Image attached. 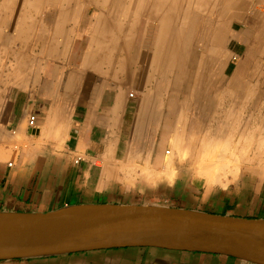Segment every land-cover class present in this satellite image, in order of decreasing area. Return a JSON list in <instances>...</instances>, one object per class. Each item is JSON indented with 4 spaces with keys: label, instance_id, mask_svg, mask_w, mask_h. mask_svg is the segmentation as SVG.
Segmentation results:
<instances>
[{
    "label": "crops",
    "instance_id": "crops-1",
    "mask_svg": "<svg viewBox=\"0 0 264 264\" xmlns=\"http://www.w3.org/2000/svg\"><path fill=\"white\" fill-rule=\"evenodd\" d=\"M4 31L2 27L0 40L7 36L8 42L0 44V212L144 206L135 203L136 189L143 188L148 177L132 166L148 163L155 165V172L160 169L164 99L158 87L152 92L144 88L140 95L143 83L131 80L130 65L124 71L119 67L118 73L109 61L108 67L100 62L87 67L75 50L65 59H56L51 39L45 41L50 46L44 47L43 61L37 62L32 52L22 65L17 36L13 30L9 36ZM21 68L26 71L20 72ZM131 92L137 95L131 98ZM32 116L34 130L27 124ZM259 200L260 190L237 183L234 191L220 190L210 209L197 211L264 220ZM0 264L256 263L219 254L140 247Z\"/></svg>",
    "mask_w": 264,
    "mask_h": 264
},
{
    "label": "rangeland",
    "instance_id": "rangeland-1",
    "mask_svg": "<svg viewBox=\"0 0 264 264\" xmlns=\"http://www.w3.org/2000/svg\"><path fill=\"white\" fill-rule=\"evenodd\" d=\"M231 6L230 3L227 2L226 8L231 7L232 9L224 13L226 22H228V17H231V14H233L234 11L237 13L240 12L238 14L242 18L248 20L246 27H243L240 23L244 22V20L237 19L239 17L236 18L233 15L232 18L235 20L232 21V29L240 31L242 35H247V37L250 36L251 40L253 37L252 35H258L255 42L252 44V54L250 53L246 59H244L240 66L241 68L236 70V60L230 61L228 67L223 73V79H221V81L224 80V82L221 84V90L224 89L223 85L228 82L231 75L233 76V79L241 82L240 87L234 93H230L231 96L224 95L223 98H217L216 100L203 98L197 102V99H190L189 95L186 100V110L181 115V104H178L179 101L176 99V95H173L172 93L170 94V92H173L174 86V74H172L171 68V73H167V76L165 75L162 77L161 75L158 77L155 75L150 81H147L146 79L153 54L151 49L153 50L152 47L156 43L155 36L157 31L148 25V23L150 24L151 22H148L145 14L135 19L129 16L130 19H126L125 22L123 16H116L114 22L117 27L119 26L120 28V24L122 25L123 22L129 24L130 26L131 24L133 25L131 27V36H129V38L134 41L133 48L130 53L131 80L133 82L138 81L143 83V90L140 95H143L146 92V90L144 92V88H146L148 92H152V90L156 86L158 87L159 84L161 88L158 87V91L162 93L164 99L163 129L162 132H159L163 136L164 144L160 159V169L155 172V165L148 163L134 164L132 166L133 171H139V173L141 172L151 175V181L149 180L148 182L147 180L143 188L136 189L138 194V199L135 201L136 204L195 211L210 209L211 204L213 203L212 200L218 197L220 190L223 192L227 189L234 191L237 183H244L256 191H261V200L258 202L261 206H264V146L261 143L259 146L258 143L260 139H264V0H233ZM79 8L81 9V12L77 11L71 19L75 25V28L72 29L73 32L69 33L63 31L62 33H45L49 36L46 38L39 33L37 34L36 32H33L32 36L22 39L24 42L23 47L19 41H17V48L20 50V61L22 62V65L28 61V55L31 56L32 52L36 53L37 62L43 61L42 55L44 47L48 48L50 46V44L45 41L51 39L53 56L55 55L56 59H61V56L65 59L70 50H75L78 51L79 62L81 64L89 67L92 66L91 64L100 62L103 67H108L107 60L109 59V61H112V63L115 64L116 71L119 72V65L121 64L123 57L120 50L109 53L107 52L108 48L106 50L104 49L106 48V45H109L110 43H120L124 39L123 36L125 34H120L121 29L118 28V30H113L108 35L103 34L102 37L98 34L94 35V32L90 31L91 25L94 23L91 18V11L88 10V7L86 9L85 7L83 8V5H80ZM202 15L203 14H200V16ZM204 15L206 14L204 13ZM6 18L9 20L7 19L3 28L5 30V34L7 35V33H10L11 29L8 27L6 28V26L11 23L10 20H12V18L11 16H7ZM55 20L54 16L44 19V21L51 23V28L53 25L52 23H54ZM38 21H40V19H37V22ZM94 38L96 40L99 38L102 39L104 45L100 44V46L103 45V47H98L97 44L92 45V43L95 42ZM192 38L188 59L189 61L191 60L188 63L192 64L187 70V83L185 85L186 92L188 94L198 91L201 92L199 87L204 79L203 68H199L202 67V64H198V62L194 61L190 57V53L197 56L199 55V51H201V48L197 46L196 42L193 44ZM6 40L7 36H4V39L0 40V44H2V42L6 43ZM250 41L249 39H246L245 42L240 43L233 41L231 37H228L225 42V52L227 54L229 52H234L239 58H241ZM38 67L39 66L37 65V70ZM196 67L198 70H196ZM23 71L25 72L26 70L21 68L20 72ZM103 71H107V69L104 68ZM158 71L160 73L162 71L163 73L164 69L160 67ZM220 78L221 74L219 72L213 81L211 80L210 83L207 84V87L209 85L210 94H213L216 90L219 85ZM195 79L199 81L196 84L194 83ZM230 86L231 85H228L226 87V92ZM135 95H137V92L134 93V96ZM197 104L199 105L197 106ZM234 107H236V109ZM165 119H167L169 124L165 125ZM183 119L186 121V124L182 121ZM178 121L180 122L179 125ZM173 135H176L179 140H181L178 147L182 153H185V158H188L190 153H193L195 157H198V155L199 158L202 157L203 151L201 152L198 149L200 148L199 145L201 140L207 141L214 138L217 139L220 136L224 138L227 137L228 143L220 145L218 140L215 142L216 149H213L214 151H221L223 153L221 155L225 154V158L230 159L232 162L228 163V172L221 180L222 183H225V187L220 184L207 186L202 180L199 183L193 184L191 181V176L194 175L192 172L193 170L191 167L184 165H174V177L172 175L173 178L171 180L167 179L168 184L166 182L165 185L161 182L156 183V173L165 170V157L168 155L164 153L168 150L172 153L170 136ZM224 144L225 146L222 147ZM209 146H212V144L207 145L206 147ZM220 147H222L221 150ZM190 156L192 157L193 155ZM140 159L142 160V158Z\"/></svg>",
    "mask_w": 264,
    "mask_h": 264
},
{
    "label": "bare ground",
    "instance_id": "bare-ground-1",
    "mask_svg": "<svg viewBox=\"0 0 264 264\" xmlns=\"http://www.w3.org/2000/svg\"><path fill=\"white\" fill-rule=\"evenodd\" d=\"M232 1L233 0H0V29H2L4 24L7 22L8 18L6 17L11 16V23H9L6 28L8 27L11 30L13 28V32L17 36V41H19L23 47L24 42L22 39H26L27 37L33 35V32H36L37 34L39 33L40 35L45 33H62L63 31L69 33L73 32L72 29H74L75 26L71 19L73 18V15L77 13V11L81 12V9L79 8L80 5H83V8L85 7V9L88 7V10H90L92 13L91 18H93L94 23H92L90 31L94 32V35L98 34L101 37L103 34L108 35L113 30H118L119 26L117 27L114 22L117 15L123 16L125 22L126 19H130L129 16L135 19L145 14L148 22H151L150 24L148 23V25L157 31L155 36L156 43L154 42L155 44L152 47L153 50L151 49L153 54L146 79L147 81H150L155 75L158 77L162 75L163 77L167 73L170 74L171 68L172 74H174V86L173 92H170V94L172 93L173 95H176V99L179 101L178 104H181V115L186 110V100L188 99L189 95L190 99H197V102L203 98L208 100H216L217 98H223L224 95L229 96L230 93H234L240 87L241 82L233 79V76L231 75L228 82L223 85L224 89L221 90V84L224 82V80L221 81V79H223V73L228 67L230 61L236 60V70L241 68L240 66L244 59H246V57L252 52V44L255 42V39L258 35H252L253 37L251 36V40L250 36L247 37V35H242L240 31H235L232 29V21L235 20L232 18L233 15L236 18L239 17L237 19L244 20L242 23H240L241 21L239 22L243 27H246L247 25L248 20L242 18L238 14L240 12L237 13L234 11V13L231 14V17H228V22H226L224 13L232 9ZM227 2L230 3V8H226ZM204 13L206 15H204ZM200 14L203 15L200 16ZM51 16H54L56 19L55 22L52 23V28L51 23L44 21L45 18H49ZM37 19H40V21L37 22ZM124 22L122 25L120 24L119 28L121 29L120 34H125L123 36L124 39L118 44L110 43L109 45H106V48L104 49L106 50L108 48L107 52L109 53L120 50L123 56L122 62L119 65L121 69L125 66H129L131 63L130 53L134 42L131 40V38H129V36H131V27L133 25L131 24L130 26ZM228 37H231L233 41L240 43L245 42L246 39H249V41L251 40V43L249 42V44L246 46L244 54L241 58H239L234 52H229L228 54L225 52V42ZM191 38L193 44L196 42L197 46L201 48V51H199V55H197L198 57L193 53H190V57L194 61L198 62V64H202V67L199 68H203L204 79L201 83V86L199 87L201 92L198 91L188 94L186 92L185 85L187 83V70L192 64L188 63L191 61L188 60ZM95 44H97L98 47H103L104 42L99 38L97 40L95 39V42L92 43V45ZM100 44L103 45L100 46ZM107 61H109V59ZM160 67L164 69L163 73L162 71L161 73L158 71ZM196 70H198L197 67ZM219 72L221 74L219 85L217 86L214 93L210 94L209 85L207 87V84L210 83L211 80L213 81ZM197 82L199 81L195 79L194 83L196 84ZM228 85L231 86L226 92V87ZM158 87L161 88L159 84ZM198 105L199 104H197V106ZM141 108L139 109V112ZM234 108L236 109V107ZM182 121L184 124H186L184 119ZM179 123L180 122L178 121V125ZM166 124H169L167 119H165V125ZM170 138L172 153L170 150L164 153L168 155L165 157V170L156 173V183L161 182L165 185V182L167 183V179L171 180L174 177V165H184L191 167L193 170L192 172L194 175L191 176V181L193 184L199 183L202 180L207 186L220 184L225 187V183H222L221 180L228 172L227 167L231 160L225 158V154L221 155L223 154L221 151H214L213 149H216L215 142L218 140L220 145L223 143H228L227 137L224 138L220 136L217 139L214 138L207 141L201 140L199 145L200 148L197 147L201 152L203 151L202 157L200 158L199 155L198 157H195L193 153H190L189 157L185 158V153H182L178 147L181 140H179L176 135L170 136ZM258 143L259 146L260 143L264 146V139H260ZM211 144L212 146L206 147L207 145ZM223 146H225V144L222 145V147ZM222 147H220V150ZM190 155L193 156L191 157ZM147 177L148 182L149 180L151 181V175H147Z\"/></svg>",
    "mask_w": 264,
    "mask_h": 264
},
{
    "label": "water",
    "instance_id": "water-1",
    "mask_svg": "<svg viewBox=\"0 0 264 264\" xmlns=\"http://www.w3.org/2000/svg\"><path fill=\"white\" fill-rule=\"evenodd\" d=\"M140 247L264 264V220L157 206L0 212V262Z\"/></svg>",
    "mask_w": 264,
    "mask_h": 264
},
{
    "label": "built area",
    "instance_id": "built-area-1",
    "mask_svg": "<svg viewBox=\"0 0 264 264\" xmlns=\"http://www.w3.org/2000/svg\"><path fill=\"white\" fill-rule=\"evenodd\" d=\"M133 96H134V93L129 94V97L132 98ZM27 124L31 130H34L35 129V117L34 116L30 117Z\"/></svg>",
    "mask_w": 264,
    "mask_h": 264
}]
</instances>
